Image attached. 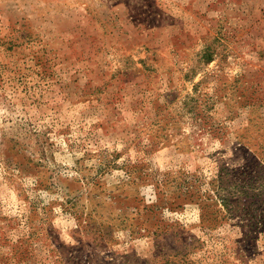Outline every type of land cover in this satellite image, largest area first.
I'll return each mask as SVG.
<instances>
[{"label":"rangeland","instance_id":"374dc122","mask_svg":"<svg viewBox=\"0 0 264 264\" xmlns=\"http://www.w3.org/2000/svg\"><path fill=\"white\" fill-rule=\"evenodd\" d=\"M252 158L264 0H0V264H264Z\"/></svg>","mask_w":264,"mask_h":264},{"label":"trees","instance_id":"16d2710c","mask_svg":"<svg viewBox=\"0 0 264 264\" xmlns=\"http://www.w3.org/2000/svg\"><path fill=\"white\" fill-rule=\"evenodd\" d=\"M247 163L249 164H245L244 166H240L238 168H233V169L227 168L226 171L228 175L226 178H227V181L231 184L230 185L231 187H236L237 191L240 190L237 201L242 202V204L243 203L247 204V202L249 201L250 205H252V203L257 202V197L259 193L257 192L250 193V189L254 188L256 190V187H255L256 181L258 179H261L264 176V165H261L255 171L256 165H255L254 158H252V160L248 159ZM258 173H261V174H258ZM238 182H243V185L247 184L248 185L247 189L240 188V185H238ZM224 204L227 205L228 203H224ZM261 220L264 222V215L263 214H259L258 216L256 215V221H255L256 226L254 227L255 230L260 228V223H263L261 222Z\"/></svg>","mask_w":264,"mask_h":264}]
</instances>
